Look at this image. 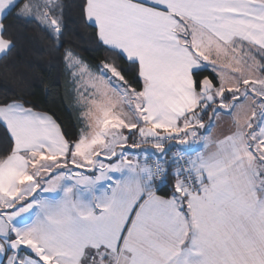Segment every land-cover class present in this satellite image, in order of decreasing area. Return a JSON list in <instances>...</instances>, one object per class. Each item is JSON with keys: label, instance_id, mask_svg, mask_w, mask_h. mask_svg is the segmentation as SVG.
<instances>
[{"label": "snow or ice", "instance_id": "1", "mask_svg": "<svg viewBox=\"0 0 264 264\" xmlns=\"http://www.w3.org/2000/svg\"><path fill=\"white\" fill-rule=\"evenodd\" d=\"M67 7L0 0V57L9 18L59 51ZM79 9L107 56L64 51L78 131L0 97V264H264V0Z\"/></svg>", "mask_w": 264, "mask_h": 264}, {"label": "trees", "instance_id": "2", "mask_svg": "<svg viewBox=\"0 0 264 264\" xmlns=\"http://www.w3.org/2000/svg\"><path fill=\"white\" fill-rule=\"evenodd\" d=\"M65 3L68 5L65 9L67 27L59 51H53V41L36 24H24L13 18L5 21L16 47L10 55L0 59V97L22 94L37 110L54 114L72 136L78 128L75 127L69 77L62 60L64 51L73 50L93 67L107 53L98 44L95 29L81 19V0H65ZM128 78L131 80L132 76ZM6 146L5 132L0 128V149Z\"/></svg>", "mask_w": 264, "mask_h": 264}, {"label": "rangeland", "instance_id": "3", "mask_svg": "<svg viewBox=\"0 0 264 264\" xmlns=\"http://www.w3.org/2000/svg\"><path fill=\"white\" fill-rule=\"evenodd\" d=\"M225 127H227V125H225ZM220 129H217V131H219Z\"/></svg>", "mask_w": 264, "mask_h": 264}, {"label": "crops", "instance_id": "4", "mask_svg": "<svg viewBox=\"0 0 264 264\" xmlns=\"http://www.w3.org/2000/svg\"><path fill=\"white\" fill-rule=\"evenodd\" d=\"M2 57H0V59H1ZM138 151V150H137Z\"/></svg>", "mask_w": 264, "mask_h": 264}]
</instances>
